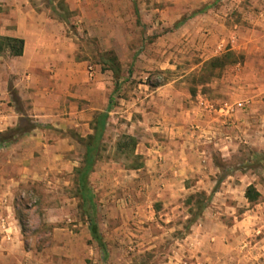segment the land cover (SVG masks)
Returning <instances> with one entry per match:
<instances>
[{
  "label": "rangeland",
  "instance_id": "1",
  "mask_svg": "<svg viewBox=\"0 0 264 264\" xmlns=\"http://www.w3.org/2000/svg\"><path fill=\"white\" fill-rule=\"evenodd\" d=\"M183 1L30 0L57 19L78 96L56 99L53 114L40 102L42 127L0 152L16 235L0 243V264H264V0L235 1L237 46L246 48L241 64L221 71L213 60L223 50L185 35L206 22L185 23L203 4L187 11ZM9 56L0 59V92L33 118L31 100L16 97ZM237 102L248 104L230 117L225 106ZM108 106L88 176L91 207L76 169L96 111Z\"/></svg>",
  "mask_w": 264,
  "mask_h": 264
},
{
  "label": "crops",
  "instance_id": "2",
  "mask_svg": "<svg viewBox=\"0 0 264 264\" xmlns=\"http://www.w3.org/2000/svg\"><path fill=\"white\" fill-rule=\"evenodd\" d=\"M47 1L52 2V0ZM235 1H183V8L184 10L187 9V11L188 9L201 7L203 4L204 8L201 11L203 13L188 15L185 23L188 25L195 23V18L206 22H203L201 27L197 28L195 32L188 30L185 35L189 43H196L205 50H211L209 47L211 43L208 44L210 40L214 41L216 48L223 50V54L216 58L220 60L219 71L227 66L241 64L243 55L238 52V49L246 48V45L242 44L237 46L241 26L235 20L237 9ZM55 23H57V19L50 15L48 9L37 11L30 0H0V37L23 40V50L20 56H11L8 52H5L0 54V59H4L2 57L3 54L10 55L7 60L3 61L9 72L17 76V81L20 82V87H15L17 89L16 97L19 100L21 99V101L23 99L31 100L32 117L34 119L42 117L39 112V106L44 103L43 101H46V106H49L47 112L53 114L54 101L56 99H61L65 95L78 96L76 86L72 84L71 75L66 72V67L73 68L76 65L71 48L69 44H65L62 41L63 33L61 28L56 26ZM60 86L65 91H59ZM10 98L13 99V96L4 95V92H0V133L15 127L20 117H27L31 122L42 127V124L38 122L41 121L40 119L37 121L33 120V118L25 116L22 112L9 105ZM4 99L6 102H2ZM246 103L248 104V102L234 103L233 106L236 107L239 104L240 107H236L230 117L236 115L239 111L241 112L243 107L247 105ZM108 108L109 106L104 111L98 109L96 112H106ZM109 113L110 109L108 116ZM92 114L94 112H91ZM37 129L31 132H35ZM30 133L21 137L15 143L1 146L0 152L10 153L12 149L21 147L22 144L20 143ZM89 133L93 134L92 128ZM7 177L6 173H1L0 171V183L5 184ZM7 194L6 187L0 186V243L13 241L16 238L15 233H10L12 221L4 213V210L9 208ZM89 232L91 235L90 227ZM87 238L90 239V236H87Z\"/></svg>",
  "mask_w": 264,
  "mask_h": 264
},
{
  "label": "trees",
  "instance_id": "3",
  "mask_svg": "<svg viewBox=\"0 0 264 264\" xmlns=\"http://www.w3.org/2000/svg\"><path fill=\"white\" fill-rule=\"evenodd\" d=\"M23 50V40L10 37H0V54L8 52L11 56H20ZM109 67L113 70L114 74L118 73V63L116 58L111 57L108 60ZM215 63L220 61L219 59L213 60ZM214 63V64H215ZM217 67V66H215ZM110 106L106 112L99 113L93 121V134L88 136V140L85 144V155L82 165L76 169L77 171V184L79 187V194L85 205L94 207V198L89 187L88 176L93 172L97 154L99 150V141L105 130L106 120L108 118ZM27 117H20L19 122L13 128L8 129L5 132L0 133V147L15 143L21 137L27 135L34 129L40 128ZM125 139L133 141L129 137ZM134 146V145H133ZM122 149V146H119ZM124 148V146H123ZM259 192L254 186H248L245 192V197L248 201L254 202L259 197ZM90 231L92 238L97 242L99 249L103 255H107L106 245L98 234L97 224L94 220H90Z\"/></svg>",
  "mask_w": 264,
  "mask_h": 264
},
{
  "label": "built area",
  "instance_id": "4",
  "mask_svg": "<svg viewBox=\"0 0 264 264\" xmlns=\"http://www.w3.org/2000/svg\"><path fill=\"white\" fill-rule=\"evenodd\" d=\"M203 102L204 101L201 99L200 103L203 104ZM225 107H226L227 112L233 113L235 111L236 107H240V106H239V104H237L236 107L235 106H225Z\"/></svg>",
  "mask_w": 264,
  "mask_h": 264
}]
</instances>
